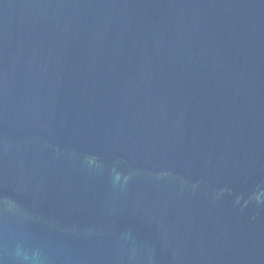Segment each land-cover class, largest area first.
<instances>
[{"label":"water","instance_id":"water-1","mask_svg":"<svg viewBox=\"0 0 264 264\" xmlns=\"http://www.w3.org/2000/svg\"><path fill=\"white\" fill-rule=\"evenodd\" d=\"M0 264H264V0H0Z\"/></svg>","mask_w":264,"mask_h":264}]
</instances>
